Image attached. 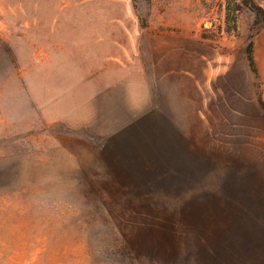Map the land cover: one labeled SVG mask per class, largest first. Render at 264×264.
<instances>
[{
	"label": "rangeland",
	"instance_id": "374dc122",
	"mask_svg": "<svg viewBox=\"0 0 264 264\" xmlns=\"http://www.w3.org/2000/svg\"><path fill=\"white\" fill-rule=\"evenodd\" d=\"M245 1L0 0V264H264ZM155 37L173 55L153 80Z\"/></svg>",
	"mask_w": 264,
	"mask_h": 264
},
{
	"label": "crops",
	"instance_id": "0c3cea01",
	"mask_svg": "<svg viewBox=\"0 0 264 264\" xmlns=\"http://www.w3.org/2000/svg\"><path fill=\"white\" fill-rule=\"evenodd\" d=\"M172 40L167 39L166 37H160V38H154L152 39V76H150V79L154 80V75L153 73H156V70H162L164 69V67L167 65L169 66V72L171 73L172 70V63H169L170 59L172 58V47L173 44L172 42H170ZM175 48H178L177 45H174ZM172 62V61H170ZM164 72V71H163ZM156 75V74H155ZM167 78H170V75H167ZM187 77H193V75H191L190 73H188ZM162 78L160 81L163 80H167L166 79V75H161ZM170 87H172L170 85ZM152 87L150 88H138V90L141 91V95L143 94V90H147V94L146 95H142V98H140L138 100V103L142 104V105H146V103H150L151 102V98L150 96H152ZM197 88V87H196ZM125 89V88H124ZM137 90V88H136ZM136 94V93H135ZM247 95V94H246ZM233 96L234 99H237V93L233 92ZM240 97V96H239ZM240 102V101H239ZM241 103L245 104V106L252 104V101H248L246 100V96L245 98L241 97ZM241 114V112H240ZM236 115V113H235ZM222 126H226V124L223 122ZM213 143H215V145H219L220 149H232V145L234 146V143L236 142V140L234 139V134H223L220 135L216 138L213 139L212 141ZM247 145V144H246Z\"/></svg>",
	"mask_w": 264,
	"mask_h": 264
},
{
	"label": "trees",
	"instance_id": "16d2710c",
	"mask_svg": "<svg viewBox=\"0 0 264 264\" xmlns=\"http://www.w3.org/2000/svg\"><path fill=\"white\" fill-rule=\"evenodd\" d=\"M242 2H244V0H241ZM244 5H246L250 10L254 11V10H258L259 14L261 15V19L264 20V11L261 9H255L258 7H254V3L253 0H248L245 1V3H243ZM255 12V11H254ZM247 59L249 61V64L252 68H254V72H256L255 67H254V61H253V56H252V50H251V45H248L247 47ZM264 106V105H263Z\"/></svg>",
	"mask_w": 264,
	"mask_h": 264
}]
</instances>
